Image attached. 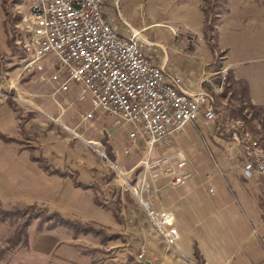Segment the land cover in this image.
I'll return each mask as SVG.
<instances>
[{
    "label": "rangeland",
    "instance_id": "obj_1",
    "mask_svg": "<svg viewBox=\"0 0 264 264\" xmlns=\"http://www.w3.org/2000/svg\"><path fill=\"white\" fill-rule=\"evenodd\" d=\"M181 2L105 0L102 7L104 17L121 37L127 38L131 28L140 32L142 47L153 64L162 61V66L165 61L167 72L187 78L194 88L197 79L206 87L223 80L222 91L216 96L224 115L220 126L196 121L155 143L152 149L132 144L129 126L121 118L93 113L91 120H83L86 109L74 100L58 107L60 118L38 112L35 95L51 82V70L55 69L49 57L43 60L44 72H23V54L12 40L17 33L10 23L6 25V47L0 51V133L21 143L0 137V210L13 214L6 218L0 214V264H193L168 249L148 223L140 201L151 202L150 197L156 199L161 190L174 191L176 187L158 183L140 166L141 161L146 156L181 155L188 163L189 180L199 174L209 180V172L215 170L230 183V173L240 175L231 166H240L241 161L230 159L235 141L218 137L232 131L248 133L264 149V113L248 108L251 101L240 91L243 86L239 83L244 82L235 80L242 76L254 86L264 83V76H260L264 68V0H202L201 11H206L208 25L215 24L208 32L197 26L193 11L188 13L190 17L186 13V18L181 17L186 12ZM10 9L14 15V6ZM19 9L26 13L27 2ZM215 13L219 14L216 18ZM8 20L11 22V17ZM228 62L232 63L230 71L224 68ZM9 99L17 110L10 108ZM42 99L45 104L51 100L44 95L37 97ZM29 112L32 115L27 116ZM19 117L28 118L24 136L18 129ZM102 134L113 158L102 141H86ZM30 146L65 176H49L42 169L40 173L36 164L22 160L28 157ZM75 175L88 188L72 184ZM131 188L138 191L139 199ZM214 188L206 187L204 195L214 198ZM89 197L104 202L98 208L99 215ZM53 214L79 223L84 230L65 227ZM23 225L27 245L24 233L18 232Z\"/></svg>",
    "mask_w": 264,
    "mask_h": 264
},
{
    "label": "built area",
    "instance_id": "obj_2",
    "mask_svg": "<svg viewBox=\"0 0 264 264\" xmlns=\"http://www.w3.org/2000/svg\"><path fill=\"white\" fill-rule=\"evenodd\" d=\"M104 1L7 0L19 16L14 44L23 54L22 71L42 73L43 60L50 57L55 70L49 80L57 85L54 98L67 93L71 86L77 87V100L88 99L91 107L81 116L83 120L91 119L93 113L121 118L129 126L131 143H142L149 149L200 119L220 126L224 115L216 96L222 91L223 80L208 87L202 81L188 91L179 74L151 62L139 31L131 28L127 38L117 34L104 17ZM22 2L28 4L26 13L19 9ZM232 139L241 148L243 176L258 181L264 204V149L248 133L234 132ZM187 165L186 158L177 155L157 159L146 156L140 166L153 179L165 178L169 186L179 187L191 178ZM131 191L139 199L138 191ZM140 203L162 243L174 250L179 233L173 214L156 209L149 201Z\"/></svg>",
    "mask_w": 264,
    "mask_h": 264
},
{
    "label": "crops",
    "instance_id": "obj_3",
    "mask_svg": "<svg viewBox=\"0 0 264 264\" xmlns=\"http://www.w3.org/2000/svg\"><path fill=\"white\" fill-rule=\"evenodd\" d=\"M201 4L202 0H183V2L180 3V5L184 6L183 8L186 10V12L181 14V17L186 18L185 13L190 17L188 13L193 11L196 15L197 26L200 28L203 27L202 25L204 22ZM3 46L6 47V33L4 13L0 0V51ZM158 64H162V61ZM231 64L232 63L228 62L224 68L230 71L229 67ZM163 66L166 67L165 61ZM260 70V76L262 77L264 76V68H261ZM45 72H49V69ZM51 72L53 73L54 71L51 70ZM235 80L245 83L248 98L252 105L264 107L263 81L259 82L258 86H254V84L251 85L242 76H236ZM183 81L184 87L188 91H193L197 88L191 86L187 78L185 80L183 79ZM197 81L199 85L201 80L197 79ZM45 86H43L45 88L42 89V92L35 95L34 98V107H36L38 112L52 113L55 117L60 118L62 115L58 110L56 102L62 106L63 102L71 103L70 101L72 100L77 102L78 105L84 107L86 113L91 110L88 99H86L87 102L85 103H80L77 100V87L71 86L67 93L58 94L54 98L52 94L57 85L48 82V85L46 84ZM43 95L51 99L48 100V104L43 103V99L37 100V97L41 98ZM49 108L51 111H48ZM199 123L204 122L200 119ZM95 124L98 126V121H96ZM105 136V134H102L101 138L88 137L86 138V141H88L87 143L101 142ZM218 138L223 141L226 140L222 137ZM232 145L230 151H232L233 155L230 156V159H238L242 163L240 146L235 142H233ZM110 150L111 153H113L112 149ZM37 152L38 150L35 152L36 156H41L48 162L43 154H37ZM23 158L27 160V163L31 162L36 164V169L38 168L37 171L41 173L38 164L30 160V151L28 152V157H21L22 160ZM22 160L20 161L22 162ZM241 163L240 166L235 164L231 166L232 170L233 168H237L240 171V175L230 173V183L224 178L222 172L219 174L213 170L208 174L209 180L204 179V177L201 178V174H199V176L188 180L184 185L176 187L174 191H166V189L161 190L156 198L157 200L154 197H150L152 198L151 203L156 209L169 211L174 216V226L178 230L179 239L176 242L173 253L178 255L180 259L183 258L185 261L195 264L196 259L193 255L195 245L202 257L203 264H264L263 200L260 195L258 181L245 178L242 175ZM55 177L57 178L58 176ZM157 182L167 184V179L160 178ZM229 184L233 187L231 188ZM208 186L215 187L213 189L214 194L215 189L217 194L214 198L206 197L204 195L205 188ZM208 191H211V189ZM88 201L91 202L92 206L97 208L96 213L99 215L98 208L100 207L95 205L93 197H89Z\"/></svg>",
    "mask_w": 264,
    "mask_h": 264
},
{
    "label": "trees",
    "instance_id": "obj_4",
    "mask_svg": "<svg viewBox=\"0 0 264 264\" xmlns=\"http://www.w3.org/2000/svg\"><path fill=\"white\" fill-rule=\"evenodd\" d=\"M205 1V0H204ZM220 3H226V0H222V2H220ZM1 7H2V10H3V13H4V25H5V29H6V25L7 24H9L10 23V25H12V27H13V31H14V25L16 24V22L18 21V19H19V16L17 15V14H14V15H12V13L10 12V5H9V3L7 2V0H1ZM10 9V10H9ZM212 12V11H211ZM203 13H204V22H203V27H204V29H205V31H211L212 30V28H214V25L215 24H209L208 25V23H209V21H208V17H207V15H206V11H204L203 10ZM217 15H219L218 13H215L214 14V18H216L217 17ZM11 17V22H9V20H8V18H10ZM214 21V20H213ZM5 33H6V35H7V31H5ZM12 40H13V43H14V35H13V37H12ZM11 41V40H10ZM213 48V47H212ZM239 84H242V88L240 89V91H241V95L244 97V98H246L248 101L250 100L249 98H248V94H247V87H246V85H245V83H239ZM7 102H8V105L10 106V108L12 109V110H17L18 108L15 106V104H14V102H13V100H11V99H9V100H7ZM250 102V101H249ZM218 106H220V105H218ZM220 108V107H219ZM248 108L250 109V110H257V112H263L264 113V107H257V106H254V105H252L251 103H249V105H248ZM32 115V113H27V116L28 115ZM24 118V119H23ZM23 119V121L21 122V120ZM27 119L28 118H25V117H22V118H20L19 117V120H20V122H19V127H18V129H19V131H20V135H25V134H27V132H26V130H25V128H24V124H25V121H27ZM236 132V131H235ZM233 133H234V131H232L231 133H229V134H226L224 137H222L223 139H227L228 141H231L232 140V138H233ZM4 136H6V135H4V134H2V133H0V137L1 138H3V139H5L6 141H8V142H12V143H21V141L20 140H18L17 138H14V137H9V136H7V137H4ZM27 140H29V139H27ZM102 144L105 146V149H106V151H107V153L109 154V156H111V158H113V156L111 155V150H110V146L106 143V140H105V137H104V139L102 140ZM28 150L30 151V160H32L33 162H36L37 164H38V166H39V168L40 169H42V170H44V172H46L47 174H49L50 176H55V175H58L59 177H64L65 176V173H63V172H61V171H59L58 169H54V168H52L49 164H48V162L46 161V159H44L43 157H41V156H36L35 155V152H36V150H37V148L36 147H33V146H30V147H28ZM52 169V170H51ZM76 176L77 175H75V176H73V178H72V181H73V183L76 185V186H78V187H80V188H88V186H86L85 184H83V183H81V182H79L78 180H76ZM94 203H95V205H97V206H104V202L102 203V202H100V201H98V199L95 197L94 198ZM0 214L3 216V217H9L10 215H13L11 212H8V211H3V210H0ZM115 215V217L117 218V215H116V213H114ZM53 216L55 217V218H57L58 220H59V222L61 223V224H63L65 227H68V228H74L75 229V231L76 232H78L77 230H84V229H82V227H80V225H78L79 223H73V222H71V221H69V220H66V219H64V218H61L58 214H53ZM25 225V224H24ZM24 225L20 228L19 227V229H20V231H18L19 233H21V232H23L24 233V238H25V245H27V236H26V233H25V231H24ZM77 228V229H76ZM18 229V230H19ZM19 242H17V243H15V245H17ZM193 255H194V258L196 259V264H203V261H202V257H201V255H200V253H199V251H198V249H197V247L194 245V252H193Z\"/></svg>",
    "mask_w": 264,
    "mask_h": 264
}]
</instances>
